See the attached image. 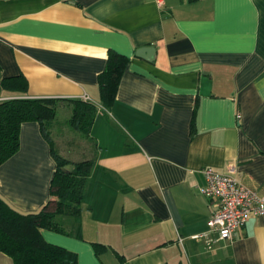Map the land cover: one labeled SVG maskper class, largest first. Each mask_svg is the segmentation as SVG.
<instances>
[{
  "label": "crops",
  "instance_id": "obj_1",
  "mask_svg": "<svg viewBox=\"0 0 264 264\" xmlns=\"http://www.w3.org/2000/svg\"><path fill=\"white\" fill-rule=\"evenodd\" d=\"M145 45L152 60L135 55ZM110 51L128 62L104 105ZM11 77L26 91L3 87ZM17 96L55 99L50 127H73V99L96 106L79 216L40 229L75 264H264V216L218 239L199 190L202 167L233 163L264 194V0H0V101ZM19 141L0 164V196L35 212L56 162L38 122L22 123ZM0 264L13 262L0 251Z\"/></svg>",
  "mask_w": 264,
  "mask_h": 264
},
{
  "label": "trees",
  "instance_id": "obj_2",
  "mask_svg": "<svg viewBox=\"0 0 264 264\" xmlns=\"http://www.w3.org/2000/svg\"><path fill=\"white\" fill-rule=\"evenodd\" d=\"M128 57L116 51L108 54L105 68L98 74L101 101L109 105L115 97L117 86ZM3 87L23 93L27 82L23 77L2 80ZM69 123L72 128L89 134L96 106L87 99H73ZM57 101L53 98L17 96L0 101V164L17 152L21 124L36 121L47 139L56 162L49 192L50 199L38 211L21 212L0 196V251L8 255L13 264H75L76 256L66 248L48 242L41 228L63 231L58 215L77 218L81 199L85 194L93 160L74 163L70 170L62 169L69 163L54 148L50 125L56 116ZM91 139V138H90ZM96 246H103L94 243ZM117 264H122L121 262Z\"/></svg>",
  "mask_w": 264,
  "mask_h": 264
},
{
  "label": "built area",
  "instance_id": "obj_3",
  "mask_svg": "<svg viewBox=\"0 0 264 264\" xmlns=\"http://www.w3.org/2000/svg\"><path fill=\"white\" fill-rule=\"evenodd\" d=\"M155 1L162 4V0ZM201 172L203 184L199 190L211 206L207 223L218 239L231 238L251 216H264V194L241 184L233 163L224 172L211 167H202Z\"/></svg>",
  "mask_w": 264,
  "mask_h": 264
},
{
  "label": "rangeland",
  "instance_id": "obj_4",
  "mask_svg": "<svg viewBox=\"0 0 264 264\" xmlns=\"http://www.w3.org/2000/svg\"><path fill=\"white\" fill-rule=\"evenodd\" d=\"M64 118L65 116L59 112L58 122L61 125L66 122ZM50 136L54 142V148L69 162L67 164H72L74 167V163L85 159L94 161V144L82 132L72 127H50Z\"/></svg>",
  "mask_w": 264,
  "mask_h": 264
},
{
  "label": "water",
  "instance_id": "obj_5",
  "mask_svg": "<svg viewBox=\"0 0 264 264\" xmlns=\"http://www.w3.org/2000/svg\"><path fill=\"white\" fill-rule=\"evenodd\" d=\"M154 51H155V48L153 46L145 45V46L138 47L135 50V55L142 57L146 60H152V58L154 56ZM72 168H73L72 164H66L62 167V169H68V170H70Z\"/></svg>",
  "mask_w": 264,
  "mask_h": 264
}]
</instances>
